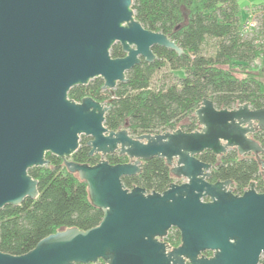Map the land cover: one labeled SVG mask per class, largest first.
<instances>
[{
    "label": "water",
    "instance_id": "obj_1",
    "mask_svg": "<svg viewBox=\"0 0 264 264\" xmlns=\"http://www.w3.org/2000/svg\"><path fill=\"white\" fill-rule=\"evenodd\" d=\"M133 0H0V209L38 196L28 170L48 164L49 152L87 184L100 222L85 230L60 229L25 253L0 251V264H258L264 252V191L251 181L241 194L231 179L210 182L211 164L197 156L236 148L263 154L252 134L264 130V107L244 102L217 108L203 98L194 114L199 128L133 136L104 125L106 105L91 96L68 97L76 85L100 77L111 92L153 46L183 52L165 33L143 26ZM119 43L124 56L112 57ZM89 136L94 165L71 159L80 136ZM126 155L111 164L107 154ZM165 159L176 177L162 192L126 188L142 160ZM264 175V157L260 160ZM207 198V200H204ZM178 229L180 244L163 238ZM210 251L211 255L204 252Z\"/></svg>",
    "mask_w": 264,
    "mask_h": 264
},
{
    "label": "trees",
    "instance_id": "obj_2",
    "mask_svg": "<svg viewBox=\"0 0 264 264\" xmlns=\"http://www.w3.org/2000/svg\"><path fill=\"white\" fill-rule=\"evenodd\" d=\"M132 6L144 27L165 33L183 52L153 46L155 60L134 65L126 73V81L119 82L113 92L102 87L100 77L72 87L69 98L80 101L91 96L109 105L104 120L107 128L125 127L133 136L176 128L194 131L199 128L194 112L203 98L211 99L217 108H233L244 102L251 108L264 107L260 78L264 72V20L252 37L242 35L238 0H133ZM207 46L211 51L205 53ZM110 53L112 57L125 54L119 43L112 45ZM166 64L181 70L182 75L177 81L151 86L154 73ZM252 137L264 150V130H256ZM87 142L85 137L79 141L71 159L94 165L101 155H89ZM45 157L47 165L28 170L38 180V196L0 209V251L19 255L50 233L69 227L85 230L102 219L103 212L92 204L86 182L68 171L61 158L49 152ZM197 157L211 164L210 182L231 179L230 189L241 194L253 181L257 191H264L263 154L240 155L236 148H229L220 155L204 150ZM105 159L111 164L129 161L118 153L107 154ZM140 167L138 174L122 177L126 188L140 186L146 192H162L174 181L162 157L142 160ZM163 240L171 247L179 245L178 229L171 228ZM204 253L211 255L210 251ZM258 264H264V252Z\"/></svg>",
    "mask_w": 264,
    "mask_h": 264
},
{
    "label": "rangeland",
    "instance_id": "obj_3",
    "mask_svg": "<svg viewBox=\"0 0 264 264\" xmlns=\"http://www.w3.org/2000/svg\"><path fill=\"white\" fill-rule=\"evenodd\" d=\"M264 1V0H263ZM239 2V5L242 4V0H238ZM241 6V5H240ZM262 15V14H261ZM259 16L258 18V25H257V28L252 30V31H248V32H242L241 31V27H242V24L240 26V31L242 33V35L246 36V37H252L253 34H255L257 32V30L261 27L262 25V22L264 20V17L263 15L262 16ZM249 16V13L248 11H245L244 9L242 10V23L244 22V20ZM211 46H207L206 50H205V53L211 51L210 49ZM258 62V61H257ZM237 74H239V76H242V72H240V70H236ZM179 75H182V71L181 70H172L169 65H165L163 66L161 69L157 70L153 77H152V83H151V86L153 87H158L160 86L162 83H170V82H174V81H177L178 79V76ZM260 78H262L263 82H264V72L261 73L260 75ZM85 137L88 141V139L90 138L89 136H85V135H81L80 136V140ZM174 179H185L183 177H176L174 176ZM90 264H100V262H97V263H90Z\"/></svg>",
    "mask_w": 264,
    "mask_h": 264
},
{
    "label": "built area",
    "instance_id": "obj_4",
    "mask_svg": "<svg viewBox=\"0 0 264 264\" xmlns=\"http://www.w3.org/2000/svg\"><path fill=\"white\" fill-rule=\"evenodd\" d=\"M262 13H264V7L251 11L249 16L242 23L241 31L248 32L256 29L258 25V18Z\"/></svg>",
    "mask_w": 264,
    "mask_h": 264
},
{
    "label": "crops",
    "instance_id": "obj_5",
    "mask_svg": "<svg viewBox=\"0 0 264 264\" xmlns=\"http://www.w3.org/2000/svg\"><path fill=\"white\" fill-rule=\"evenodd\" d=\"M241 11L244 9L250 13L253 10L260 9L264 7L263 0H242ZM263 6V7H262Z\"/></svg>",
    "mask_w": 264,
    "mask_h": 264
},
{
    "label": "flooded vegetation",
    "instance_id": "obj_6",
    "mask_svg": "<svg viewBox=\"0 0 264 264\" xmlns=\"http://www.w3.org/2000/svg\"><path fill=\"white\" fill-rule=\"evenodd\" d=\"M259 192V191H258Z\"/></svg>",
    "mask_w": 264,
    "mask_h": 264
}]
</instances>
